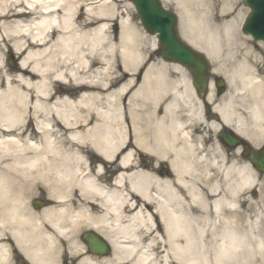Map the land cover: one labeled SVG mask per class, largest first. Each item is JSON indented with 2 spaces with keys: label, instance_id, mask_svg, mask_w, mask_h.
<instances>
[{
  "label": "bare ground",
  "instance_id": "1",
  "mask_svg": "<svg viewBox=\"0 0 264 264\" xmlns=\"http://www.w3.org/2000/svg\"><path fill=\"white\" fill-rule=\"evenodd\" d=\"M162 1L177 12L181 37L227 79L223 98L230 104L216 107L224 123L235 120L238 132L263 135L264 79L251 63L258 58L255 46L240 35L237 0ZM81 3L85 9L78 11ZM89 3L0 0V51L12 46L19 58L13 70L0 63V241L13 240L30 264H58L67 253L77 255L78 264H264V226L236 209V195L257 176L242 166L232 180L226 169V192L219 195L214 174L190 158L194 146L180 123L166 127L170 104L161 116L146 111L148 101L157 106L160 93L169 91L166 64L148 65L135 84V69L146 59L138 31L120 18L119 34L111 38L108 21L121 12L111 1ZM26 18L31 22H23ZM258 46L264 52V44ZM173 69L184 72L178 65ZM213 90L210 83L208 99ZM60 91L74 92L81 105L76 115L66 107L74 101L58 96ZM232 98H242L246 117L234 114ZM127 133L141 143L151 135L152 149L162 143L170 149V170L132 171V153L117 156ZM179 137L181 145L175 142ZM95 157L119 167L111 192L89 172L77 176L80 164ZM95 168L100 174L102 165ZM40 188L48 205L37 213L22 199ZM125 205L129 215L117 217ZM89 226L110 241L111 257L94 261L78 243ZM145 237L149 242L136 251ZM4 243L0 264L10 262Z\"/></svg>",
  "mask_w": 264,
  "mask_h": 264
},
{
  "label": "rangeland",
  "instance_id": "2",
  "mask_svg": "<svg viewBox=\"0 0 264 264\" xmlns=\"http://www.w3.org/2000/svg\"><path fill=\"white\" fill-rule=\"evenodd\" d=\"M89 1H90L89 5H88L89 7H94L96 4L102 3V1H107L108 3H110V1H111L113 4H115L117 9H118V12L119 13L121 12V13H120V16H118L117 18L115 17V18L108 21L109 36L111 38H113V37L115 38L119 34V30H120L119 29L120 18L126 19L130 24H132V26L139 33L140 48L142 50L144 57L146 59H149L147 62V63H149L148 65L153 64V65H157V67H159L161 65L162 60H160V58H158L159 57V55L157 54L158 50L154 49L153 36L148 34L146 31H144V29L142 28L141 23L139 21V17L137 15L133 5L129 2V0H102L101 2H98L96 4H92V3H94L95 0H89ZM237 2H238L237 10H241L243 12L242 17L239 21L240 35L243 37H246L252 45L254 43L253 40L249 36L244 34L241 30L242 22H243L245 16L247 15V13L249 12V9L243 4V0H237ZM85 3H81L83 9H85V5H84ZM162 4H163V1H162ZM163 6L177 14L173 5L166 3V4H163ZM23 22L29 23V22H31V18L23 19ZM178 32H179V26H178ZM154 39H155V43L157 46L156 38H154ZM252 51H253V49H252ZM252 53L256 54L258 56V58H256L255 55H254V58L251 57L250 58L251 63L253 64L255 69L257 67H259V69H258V71H256V73H258V75L261 76L262 79H264V73H262L261 66H260V64H264V57L262 56L263 52H262V50L257 49L256 51L254 50V52H252ZM9 55H14L13 62L15 63V65H17L16 63L18 61V58H17V54L14 51V48L12 46L7 47V46L3 45L1 47V51H0V63L2 64V66L4 67L5 70H12V68H13V67H10L8 62H7V57ZM150 60H152L151 63L149 62ZM209 63L211 66V73H210L211 77L213 78L214 76H219L220 71H219L218 67H216L211 61H209ZM139 66H137V68L135 69V72H134L135 84H137V81L135 79V74L138 71L140 73L142 72V70L144 68L143 67L144 64L141 63V65H139ZM120 67H121V64H120ZM164 76H165V78H164L165 86L169 88L168 89L169 91H167V92L163 91V93H160L158 98H172V97L178 98L177 96H180V95H184V96H188V97L191 96V93L186 89V84H187L186 82H188L189 78H190V73L186 69H184V72H176L173 69V64L169 63V64H166ZM220 76L224 79L225 91L221 95L220 98H217V99L212 101V103L210 104L211 107L216 105L218 108H222L225 104H228L230 102V98H223V97H225V94L227 93L228 88H229L227 79L225 77H223V75H220ZM135 89L136 88L134 86V90ZM175 91L180 92L181 94L177 95ZM58 94L60 96L61 95H67L69 97L68 99H70V98L73 99L76 97V95L74 94L73 91H69L67 93H65L64 91H60ZM196 98H199V97H196ZM203 98H208V97L206 95ZM211 98H216V89L215 88H214L213 95ZM127 99L128 98H126V100ZM231 102H232V110H233L235 115L244 116V117L247 116V110H246L245 106H243L242 98H232ZM61 104H59V105H61ZM66 107L70 108L72 110L71 112L76 115L77 112H74V110L76 107L81 108V105L78 102H75V103L70 102ZM50 117H52L51 113H50ZM216 122L218 123V121H216ZM211 123H212L211 125H208V128H207V126L204 127V131H205V133L210 134V136H213L216 132L215 127L217 124H214L213 122H211ZM232 124L236 125V121L235 120L232 121ZM244 130L247 132L248 135L253 136L254 138H259L254 133L247 131V129L244 128ZM128 135H129V133H127L126 138L128 137ZM129 142H130L129 147L134 148V136L132 135V133L130 135ZM161 149L163 150V148H161ZM216 149L217 148L215 146H213L210 153H213V155H214ZM163 151L165 153V150H163ZM207 157L210 158V155H208ZM234 158H235V161L233 163V167L231 165H229V169H230L229 177L232 180H236L238 178V175L234 172V169L236 170L237 168H240L243 166V164H245V162L240 160L237 155H234ZM95 161H96V158H95ZM220 162L221 161L219 160V162H218L219 164H218V166H216V168L212 167L211 165H208L207 168H211L213 170L214 175H215L216 180L218 181V185H219L218 193H219V195H222L224 192H226V189L224 186L225 185L224 184V174H225L226 168H223V165ZM80 165L83 166V164H80ZM199 167L201 169H204L205 165L201 164ZM84 168H86V167H84ZM130 168L133 169L134 166H131ZM160 169H163V168H160ZM122 170L129 171L130 169H122ZM146 170L149 171V168H147ZM160 171H162V170H160ZM252 171L257 176V182L255 184H253L251 187L239 191V193L236 195V200H237L236 209L240 210V211H244V210L248 211L247 213L251 215V219H250L251 221H255V219H256L258 224L260 222V225L264 226V174L258 173L253 168H252ZM23 196L24 197L22 200L24 201V204L28 205L31 209H33L37 213L45 208V206H44V208H36L32 204L33 199L34 200L37 199V200H40L43 202L45 200V198H47L46 190H44L43 188H40L39 190H34L30 195H26L23 193ZM42 205H45V204L43 203ZM125 208L127 209V207H125ZM140 233L142 234V231ZM0 242L4 243L5 240H2ZM139 242H141V241H139ZM142 242L145 243V245H147V243L149 242V237L148 238L145 237V239ZM7 248H8V246H7ZM16 253L18 255H15V256L12 254L9 255L10 262L8 264H14L13 260L15 258H19V257L23 258L24 255H22L21 253H18L17 251H16ZM69 255H71V254L70 253L66 254V256H69ZM64 264H69L68 260H66L64 262Z\"/></svg>",
  "mask_w": 264,
  "mask_h": 264
},
{
  "label": "water",
  "instance_id": "3",
  "mask_svg": "<svg viewBox=\"0 0 264 264\" xmlns=\"http://www.w3.org/2000/svg\"><path fill=\"white\" fill-rule=\"evenodd\" d=\"M130 1L134 4L144 29L156 34L162 58L187 67L193 73V86L202 95L208 81L209 66L199 53L178 38L177 19L174 13L164 9L159 0ZM244 4L251 9L243 25L244 32L249 33L256 40H264V0H244ZM217 85L221 86L222 82L218 81ZM227 140L231 146L237 144L233 136H228ZM250 161L259 171H264V151L259 153L252 151ZM86 239L93 252L106 253V246L98 238L87 235Z\"/></svg>",
  "mask_w": 264,
  "mask_h": 264
},
{
  "label": "flooded vegetation",
  "instance_id": "4",
  "mask_svg": "<svg viewBox=\"0 0 264 264\" xmlns=\"http://www.w3.org/2000/svg\"><path fill=\"white\" fill-rule=\"evenodd\" d=\"M164 98L161 101V104L159 105V108L156 110V114L158 116L163 115L162 111H165V106L167 104H169L170 102H172V106L171 109L166 112L168 119L172 118V119H176L178 121H180L182 123V127H184L185 129H187L188 131L190 130L191 135L193 138L195 139H201L203 134V126H192L194 124V119L190 118L189 116V112L186 111L185 106L183 105L180 100L178 101L175 98ZM190 100V105L193 108H200L201 111H203V107L205 109L204 111V118L202 117L203 121L205 122V124H210L211 121H213L212 119H217V116L215 114H213L214 112L211 110V107L208 105L203 106V98H200V101L196 103V105H194L192 103V99L193 98H188ZM152 111V110H150ZM222 127V125H221ZM218 130L215 132V134L213 136H209L206 135V138H202V147H205L206 150L211 149L213 145H215L218 150H220L221 154L223 155V162L224 163H228L230 165H232L235 161L234 155L236 154L238 156V158L240 160H243L244 158L242 157V153L239 150H235V149H229L225 146V144L223 143V141L220 139V137L218 136ZM205 135V134H204ZM148 140V137H147ZM260 148H264V141L262 142V144L259 145ZM206 152L202 153V156H205ZM171 158L169 155L164 154V158H160V156H156L152 153L149 152V150L146 149H141L139 148L136 144H134V164L136 165L137 169H139L138 167H142L145 169L149 168V170H154L157 172H166L169 169V162H170ZM109 169H107V173L104 176V180L106 181H110L116 174L117 169H115L113 166L109 167L107 166ZM163 168V169H160ZM162 170V171H160ZM84 240V239H83ZM93 257V256H92ZM94 258H99L100 257H94ZM69 264H78V259L77 260H69L68 261Z\"/></svg>",
  "mask_w": 264,
  "mask_h": 264
}]
</instances>
